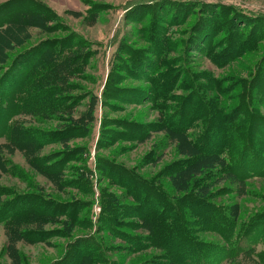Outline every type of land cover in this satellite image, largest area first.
<instances>
[{"label":"trees","instance_id":"1","mask_svg":"<svg viewBox=\"0 0 264 264\" xmlns=\"http://www.w3.org/2000/svg\"><path fill=\"white\" fill-rule=\"evenodd\" d=\"M81 1L86 4V0ZM144 4L157 10L167 4L174 12L172 21L194 14L193 30L203 22L190 4L174 0ZM59 17L43 0L0 3V172L15 173L5 154L20 151L27 163L56 186L79 188L89 195L93 194L92 171L85 156L90 149L86 144L71 147L67 143L89 139L95 129L96 95L86 89L80 95L73 93L77 87L73 79L85 77L82 75L90 56L98 52L70 31L14 55L7 51L25 39L23 29L36 25L48 29ZM156 19L151 23L158 36L154 43L156 60L144 58L152 93L142 95L135 89L136 96H142L133 98L150 101L157 122L141 126V139L153 131L164 132L168 142H176L175 152L184 157L154 176L129 170L132 188L127 185V193L122 196L99 189L102 214L94 221L89 202L83 199L63 204L40 191L19 194L0 185V224L6 230L9 252H15L11 257L18 255L14 246L17 242H43L61 234L70 240L60 257L48 264H127V258L128 264H264V230L252 238L262 229L252 235L255 225L264 223V213L244 215L237 202L246 194L244 185L249 178L264 177V148H260L264 116L252 103L256 98L254 89L264 95V82L258 80V73L254 74L248 85H242L236 99L226 103L223 96L227 86L221 87L224 81L213 71L202 77L205 86L197 83L185 60H181L182 78L172 74L179 59L167 56L174 51L175 43L169 39L171 32L158 26ZM219 29L206 31V35L223 32ZM194 48L203 50L198 44ZM243 51L242 43L233 46L230 39L222 49L215 41L204 55L216 68H222ZM122 58L120 53L115 55L103 94L116 74L117 60ZM158 62L168 64L170 69L162 71ZM84 98L86 102L81 103ZM32 122H43L46 127L35 128ZM104 122L102 118L101 133ZM52 143H61L65 149L56 156L55 163H48L53 155L43 154L42 150ZM157 154L147 157L153 161ZM69 161L77 165L66 166ZM69 169L76 175L65 179ZM110 171L106 174L112 179ZM229 192L234 195L221 200ZM61 215L67 220L60 219ZM52 224H64L65 231L46 228ZM78 229H87L88 233L77 234ZM259 243L263 248L258 250ZM132 256H136L134 262Z\"/></svg>","mask_w":264,"mask_h":264},{"label":"rangeland","instance_id":"2","mask_svg":"<svg viewBox=\"0 0 264 264\" xmlns=\"http://www.w3.org/2000/svg\"><path fill=\"white\" fill-rule=\"evenodd\" d=\"M2 1L4 0H0V3ZM43 1L57 12L61 21L54 18V24L49 23L52 26L48 29L37 25L23 29L25 39L17 41L18 44L15 43L7 51L10 55H14L45 39L60 38L71 32L83 38L91 49L98 52L90 56L85 66L86 73L83 72L82 75L85 77L73 79L77 83L73 93L80 95L86 92V89L96 95L95 129L91 138H77L67 143L71 147L84 144L89 147V155L85 157L87 166L92 171L93 194H84L79 188L56 186L40 172L41 170L27 163L20 151L11 154L4 153L6 159L13 164L15 173L0 172V185L7 186L16 193L40 191L52 200H59L63 204L83 199L89 202L90 214L94 221L102 214L99 206V189L100 192L104 189V192L111 196H122L127 193V185L132 188L129 170L145 177L154 176L164 166L184 157L183 154L175 152L176 142H168L164 132L153 131L141 139L144 133V127L141 126L157 122V112L151 106V102L133 98L141 95L139 93V96H136L135 89L140 90L142 95H145L147 91L149 94L152 93H150L152 85L145 76L149 71L144 66V58L150 61L156 60L154 43L158 41V36L155 28L151 27L152 21L156 18L158 26L171 32L169 39L175 43L174 51L167 56V58L176 56V59H179L178 64L170 65L173 66L172 74H180L183 70L181 60H185V66L193 72L197 83L204 84L205 79L202 77L213 71L222 82L224 81L221 87L227 86L226 94L223 96V100L224 97L226 98V103H231L230 99H236L242 85H248V81L254 74L258 73V80L264 82V0H174L177 3L193 5V13L197 17H203V22L201 21L197 30L192 29L194 14L183 16L181 20L173 18L174 21H172L171 15L174 12L167 4L161 10H157L144 4L150 0H86V4L81 0ZM252 23H255L253 27ZM217 28L222 29L223 32L206 35V31L213 32ZM250 30L252 32H249ZM230 39L233 46L242 43L244 51L224 67L216 68L204 53L215 41L222 49ZM195 44L200 45L203 50L195 49ZM118 53L126 62L123 58L117 60L116 74L111 79V83L106 86L105 94H103L108 71ZM9 60L10 58L7 59V63ZM158 66L162 71L170 69L168 64L163 66L158 62ZM253 94L257 98L252 101L253 106L264 116V95L262 91L256 93L255 89ZM85 99L81 103H85ZM102 118L105 122L101 133ZM49 124L53 125L54 122ZM31 126L39 129L46 127L43 122H32ZM98 139H100L99 144H97ZM262 147L264 148V139L260 142V148ZM63 149H65L63 144L52 143L44 147L42 153L53 155L48 163H55L59 157L56 156ZM153 153L158 154L155 160L150 161L147 156ZM99 158L100 164L98 165ZM76 165L73 161L66 163L68 167ZM109 171L112 179L109 178L110 174H106ZM72 173L73 171L69 169L65 179L76 175L75 172ZM244 190L247 191L246 194L240 196L237 201L242 208L241 212L244 215L264 213V177L249 178L244 185ZM233 195V192H229L221 200H226L227 197ZM61 218L67 220L65 215H61ZM255 226L256 230L252 235L262 229L252 238L257 237L264 230V223ZM49 227H57L61 232L65 231L64 224L46 226V228ZM76 233L86 234L88 230L78 229ZM60 235L54 234L43 242L20 241L15 243L14 246L18 252L15 258L11 257L15 252L12 254L9 252L11 250L8 246L9 240L5 227L0 224V264H48L53 262L60 257L70 240ZM117 241L121 243L120 240ZM261 248H263V243L257 244V249ZM127 259L125 262L128 264ZM131 259L134 262L136 256H132Z\"/></svg>","mask_w":264,"mask_h":264}]
</instances>
